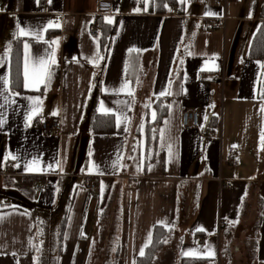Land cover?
Here are the masks:
<instances>
[{"label":"crops","instance_id":"0c3cea01","mask_svg":"<svg viewBox=\"0 0 264 264\" xmlns=\"http://www.w3.org/2000/svg\"><path fill=\"white\" fill-rule=\"evenodd\" d=\"M97 3L0 0V13L16 21L22 78L13 90L11 46L0 39V264H36L38 212L65 206L52 264H136L157 225L171 230L150 264H264V0H174L164 11L156 0H113L106 15ZM25 43L33 58L55 52L51 81L38 91L24 87ZM30 97L41 103L29 122ZM159 98L166 114L147 153ZM101 104L112 132L90 130ZM183 111L198 112L199 127L184 129ZM49 119L59 133L41 132ZM105 216L112 224L98 240Z\"/></svg>","mask_w":264,"mask_h":264},{"label":"trees","instance_id":"16d2710c","mask_svg":"<svg viewBox=\"0 0 264 264\" xmlns=\"http://www.w3.org/2000/svg\"><path fill=\"white\" fill-rule=\"evenodd\" d=\"M174 0H156V9L158 11H164V3H173ZM106 32L112 31L114 24H105ZM16 21L13 17L0 13V39L9 40L11 46L10 52V86L13 90H22V78H21V45L17 37ZM261 44L262 36L258 32L253 40L251 49V55L254 57L261 56ZM156 111V118L146 125L147 136H145V145L147 153L150 151V146L154 144L157 136L158 126L162 118L166 114V105L162 99H157L154 104ZM90 130L91 132H112L114 130V118L110 114H100L94 109L90 117ZM154 132V134H152ZM68 206H65L58 215H53L51 212H38L37 217V247L40 251H37V263L36 264H52V252L48 246V236L51 240L50 229H56L57 237L55 239V248L60 246L62 240V234L66 223V217L68 213ZM51 224L49 225V223ZM169 229H166L160 225H157L153 229V236L150 244L145 249V255L137 258L136 264H150L157 251L163 246L166 236L169 234ZM49 241V240H48ZM201 259L197 258H182L181 264H199Z\"/></svg>","mask_w":264,"mask_h":264},{"label":"snow or ice","instance_id":"6c2138e0","mask_svg":"<svg viewBox=\"0 0 264 264\" xmlns=\"http://www.w3.org/2000/svg\"><path fill=\"white\" fill-rule=\"evenodd\" d=\"M49 2H51V0H49ZM181 2H183V0H181ZM105 20L111 24L113 23L112 18L110 17H105ZM49 26H52V22H50ZM59 26V25H56ZM19 34L21 36H29V35H35L37 38H40L39 33H31L29 31H26L23 27L19 28ZM131 51H137L135 49H130ZM99 59H102V57H98ZM56 63L55 60V52H51L48 53L46 56H40V57H36L33 58L30 55L29 52V45L28 43L24 44V57H23V78H24V87L25 88H31L33 90H39V86L40 85H45L47 86L50 81H51V77L53 75L52 73V65H54ZM262 68H264V64L261 65ZM4 80V84L7 85L8 84V80L6 78H2ZM125 88H129V84L127 81H125V83L122 85L120 91H123ZM3 93H0V95H2ZM128 95L132 96L134 95V92L129 89ZM166 94H170V93H165V92H161L160 95H166ZM13 95H19V93H14ZM262 99H264V95H262L261 97ZM7 97H5V100L7 101ZM32 100L33 102V108L31 113L28 116V120L29 122L31 121V119L33 118L34 114H38L39 113V106H40V98L39 97H35V98H29ZM14 102V101H13ZM148 106V105H146ZM0 107H2V105H0ZM101 111L103 114H109L111 112L110 109H107L103 106V104H101ZM261 112L264 113V107L261 108ZM152 117L153 119L156 118V113L153 112L152 113ZM126 119V118H125ZM4 121L0 120V124H2ZM121 123V118L119 116H117V125L119 126V124ZM167 123V122H166ZM127 130V129H125ZM262 141H264V134H262ZM171 144H169L168 148H169V156H171ZM12 159H16V157H11ZM121 157H117V160H119ZM132 158V157H130ZM39 164V160L37 159H33L30 164L28 165L29 170H33L32 166L33 165H38ZM57 165H59V162L57 161ZM48 167H51V165H49ZM93 167H96V165H93ZM3 218L0 217V220H2ZM164 226H168L166 224H164V222H158ZM171 230V229H170ZM203 228H199L197 229V231H203ZM151 241V234L149 235V242ZM148 245H145V247H147ZM35 247V246H34ZM37 251H40V249L37 247L36 248ZM185 256H191V255H196L195 251H188L183 253ZM210 254H213L210 252ZM139 255L141 257H143L145 255L144 252V248L142 247L140 249Z\"/></svg>","mask_w":264,"mask_h":264},{"label":"built area","instance_id":"2783aa9c","mask_svg":"<svg viewBox=\"0 0 264 264\" xmlns=\"http://www.w3.org/2000/svg\"><path fill=\"white\" fill-rule=\"evenodd\" d=\"M97 13L99 14H110L112 11V2L113 0H97ZM218 2H221L223 5H225L226 0H217ZM215 24L213 21H210L208 24V31H211L214 28ZM90 34L96 36L97 32L94 28L90 29ZM200 79H204V75L199 76ZM199 113L196 111H183L181 115V125L184 129L189 128H197L199 127ZM41 132L43 134H52V133H59L61 131V125L58 120L56 119H49L47 121H43L41 124ZM228 162L232 163L233 158H229ZM9 170L10 167L8 168ZM87 188H93L94 183L89 182L86 185ZM223 225V222L221 220L218 221V227H221Z\"/></svg>","mask_w":264,"mask_h":264},{"label":"rangeland","instance_id":"374dc122","mask_svg":"<svg viewBox=\"0 0 264 264\" xmlns=\"http://www.w3.org/2000/svg\"><path fill=\"white\" fill-rule=\"evenodd\" d=\"M47 223H49V225L51 224V222H47ZM111 220L109 219V217H104L103 218V224H102V230H101V232L99 233V238H98V240H102V239H104L105 238V235H106V231H107V227L108 226H111ZM50 229V235H51V240H50V238H49V236L47 237L48 238V240H47V242H48V246H49V249L51 250V254L52 255H55L53 252L55 251L54 250V246H55V239L57 238V237H55V236H57V232H56V229H53V227L52 228H49ZM93 234V233H92ZM101 237V238H100ZM89 238V237H88ZM90 239V238H89ZM100 249H97V252L99 251ZM96 257V261L99 259V256L97 255V256H95ZM97 264H99V263H97Z\"/></svg>","mask_w":264,"mask_h":264}]
</instances>
